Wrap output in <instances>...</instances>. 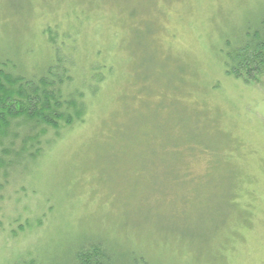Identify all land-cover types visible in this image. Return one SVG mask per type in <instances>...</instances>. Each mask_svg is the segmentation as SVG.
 Masks as SVG:
<instances>
[{"label": "rangeland", "instance_id": "rangeland-1", "mask_svg": "<svg viewBox=\"0 0 264 264\" xmlns=\"http://www.w3.org/2000/svg\"><path fill=\"white\" fill-rule=\"evenodd\" d=\"M263 13L264 0H0V58L39 72L64 40L80 77H103L84 124L0 176V264H66L96 237L152 264H264V83L225 67Z\"/></svg>", "mask_w": 264, "mask_h": 264}, {"label": "trees", "instance_id": "trees-1", "mask_svg": "<svg viewBox=\"0 0 264 264\" xmlns=\"http://www.w3.org/2000/svg\"><path fill=\"white\" fill-rule=\"evenodd\" d=\"M50 42L55 46L56 39ZM64 42L56 49L52 47L55 58L39 72L20 69L8 56L0 58V176L7 177L18 170L22 160L41 156L44 142L52 143L45 139L49 131L86 122V92L96 94L94 89L90 91L89 84L103 77L98 80L100 75L93 72L99 70L97 65L95 69V65L91 66L90 76L82 68L80 74L85 76L80 77L72 54L64 55ZM225 67L227 74L247 84L264 83V13L257 23L247 25L235 41L227 42ZM3 186L0 182V189ZM37 259L18 264H40ZM65 260L66 264H152L143 253L115 249L102 237L74 245Z\"/></svg>", "mask_w": 264, "mask_h": 264}]
</instances>
